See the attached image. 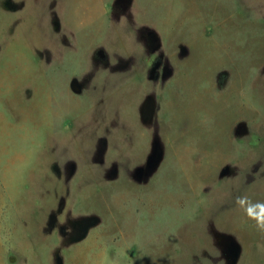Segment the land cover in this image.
Here are the masks:
<instances>
[{
    "label": "rangeland",
    "instance_id": "1",
    "mask_svg": "<svg viewBox=\"0 0 264 264\" xmlns=\"http://www.w3.org/2000/svg\"><path fill=\"white\" fill-rule=\"evenodd\" d=\"M253 217L264 0H0V264H264Z\"/></svg>",
    "mask_w": 264,
    "mask_h": 264
},
{
    "label": "water",
    "instance_id": "2",
    "mask_svg": "<svg viewBox=\"0 0 264 264\" xmlns=\"http://www.w3.org/2000/svg\"><path fill=\"white\" fill-rule=\"evenodd\" d=\"M70 88L74 93H80L81 86L76 79H72L70 82ZM152 100L150 97L146 98L143 108L141 109V118L144 124L148 123L152 119L153 108ZM162 148L157 140H154L151 145L150 154L145 160L143 167L137 168L134 171V178L138 181H141L144 178H147L159 165L162 160ZM98 223V218L95 216H90L82 219L79 222V230L74 237V241L82 240L89 228L95 226ZM240 248L236 242L232 239L228 240L227 252L229 254L231 264H235L239 256Z\"/></svg>",
    "mask_w": 264,
    "mask_h": 264
},
{
    "label": "clouds",
    "instance_id": "3",
    "mask_svg": "<svg viewBox=\"0 0 264 264\" xmlns=\"http://www.w3.org/2000/svg\"><path fill=\"white\" fill-rule=\"evenodd\" d=\"M241 203H243V201H239ZM254 219H257V225L258 227H260L261 229H264V218H259V217H253Z\"/></svg>",
    "mask_w": 264,
    "mask_h": 264
},
{
    "label": "flooded vegetation",
    "instance_id": "4",
    "mask_svg": "<svg viewBox=\"0 0 264 264\" xmlns=\"http://www.w3.org/2000/svg\"><path fill=\"white\" fill-rule=\"evenodd\" d=\"M239 129H240V127H239Z\"/></svg>",
    "mask_w": 264,
    "mask_h": 264
}]
</instances>
